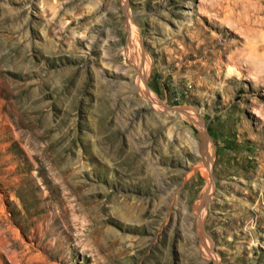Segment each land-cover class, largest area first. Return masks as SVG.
Instances as JSON below:
<instances>
[{
	"label": "rangeland",
	"instance_id": "374dc122",
	"mask_svg": "<svg viewBox=\"0 0 264 264\" xmlns=\"http://www.w3.org/2000/svg\"><path fill=\"white\" fill-rule=\"evenodd\" d=\"M263 23L0 0V264H264Z\"/></svg>",
	"mask_w": 264,
	"mask_h": 264
},
{
	"label": "bare ground",
	"instance_id": "6f19581e",
	"mask_svg": "<svg viewBox=\"0 0 264 264\" xmlns=\"http://www.w3.org/2000/svg\"><path fill=\"white\" fill-rule=\"evenodd\" d=\"M206 12V11H205ZM211 17V16H210ZM226 19V18H225ZM230 18H228L227 20H229ZM240 19V18H239ZM231 20V19H230ZM221 21V20H220ZM223 21V20H222ZM238 22H240V21H238ZM225 23H227L226 22V20H225ZM242 24V23H241ZM264 24V23H263ZM246 34V33H245ZM255 42V41H254ZM256 43V42H255ZM257 44V43H256ZM248 45V44H247ZM255 49V48H254ZM256 50V49H255ZM254 51V50H253ZM234 57V56H233ZM264 57V56H263ZM231 58V57H230ZM232 60V59H231Z\"/></svg>",
	"mask_w": 264,
	"mask_h": 264
}]
</instances>
